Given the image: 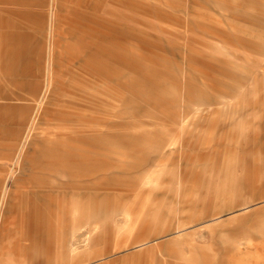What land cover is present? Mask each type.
<instances>
[{
    "label": "rangeland",
    "instance_id": "obj_1",
    "mask_svg": "<svg viewBox=\"0 0 264 264\" xmlns=\"http://www.w3.org/2000/svg\"><path fill=\"white\" fill-rule=\"evenodd\" d=\"M16 2L0 3V195L18 197L0 264H264V0ZM38 103L45 142L20 144ZM39 147L45 186L93 190L31 194Z\"/></svg>",
    "mask_w": 264,
    "mask_h": 264
},
{
    "label": "crops",
    "instance_id": "obj_2",
    "mask_svg": "<svg viewBox=\"0 0 264 264\" xmlns=\"http://www.w3.org/2000/svg\"><path fill=\"white\" fill-rule=\"evenodd\" d=\"M6 2L11 3V4L16 3L17 5L16 0H10V1L0 0L1 4L6 3ZM20 3H21L20 5L28 6V3L26 4V2H20ZM8 12L10 14H13V13L16 14L14 11H8ZM0 21L1 23H3V19H1ZM49 84H50L49 80L46 79V85H49ZM35 86L39 88L36 90L35 94L30 93L34 86L30 87L28 91L29 96L32 97L33 101H37V98L40 96V94L43 95L42 88H44L45 84L43 85V87H41L39 84H35ZM34 114H36V118H39L41 115H44V109L40 110L39 103L38 105H32L30 108L24 109V120L22 122L24 126V132L19 138L20 144H24L25 141L27 143L29 140L28 145H31V144L33 145L34 143V144H37L38 146H41L45 142L43 138H38L35 135L29 134L30 131L33 130V127L37 126L38 124V122L34 123V118H35ZM56 147L59 149L58 146ZM61 151H64V150L61 149ZM61 151H60L61 155L59 157V160L64 163H70L69 161L70 159H66L63 156L64 152H61ZM23 154H24L23 166L24 168H25V165L28 166L29 170L31 171V173L26 175L25 178L30 179L31 183L32 184L34 183L36 185L35 187L32 186V190H30L31 194L43 195L44 192H55L56 195L59 196V195H66V193H69V192H76V194H80V193H83L82 191L90 192L93 190L90 185L83 184V183L78 184V185H74V184L71 185L70 183L66 182V183H59L57 187L45 186L43 182L44 180L43 175H42L43 173L38 174L36 171H34V169L40 167V164L35 160L37 158V155L40 156L42 154V148L39 147V148H35L33 151H30V150L26 152L24 151ZM38 183H42L43 185H38ZM17 200H18V197L16 193L6 194V192H4L3 195H0V239H2L5 236V233L9 231L10 226L14 223V219L11 218V214H13ZM24 236L27 237V234H25Z\"/></svg>",
    "mask_w": 264,
    "mask_h": 264
}]
</instances>
